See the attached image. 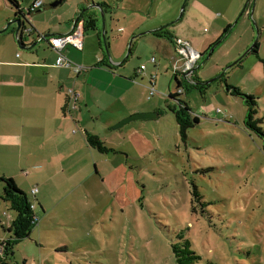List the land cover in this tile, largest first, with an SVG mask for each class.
Returning <instances> with one entry per match:
<instances>
[{
	"label": "rangeland",
	"instance_id": "rangeland-1",
	"mask_svg": "<svg viewBox=\"0 0 264 264\" xmlns=\"http://www.w3.org/2000/svg\"><path fill=\"white\" fill-rule=\"evenodd\" d=\"M91 1L108 4L105 17L113 29L170 17L168 26L155 30L167 26L171 36L191 32L199 39L196 75L206 85L176 97L189 105L199 124L180 138L167 109L178 103L165 98L177 88L172 70L161 65L151 101L164 114L130 122L138 125L132 136L130 123L116 130L117 138L104 144L115 152L100 155L99 172L93 165L91 176L83 178L94 181L97 189L88 188L86 194L76 185L54 199L55 210L40 220L43 237H38L37 224L28 239L13 246L9 264H175L170 244L177 232L184 233L200 264H264V141L245 125L254 109L252 118L264 132V4L245 0L225 33L227 13L221 12L229 0H205L208 11L199 10L195 0ZM1 9L0 16L5 13ZM189 13L201 20L200 31L181 21ZM103 20H97L102 34ZM135 47L122 55L124 67L134 70L144 64L150 69L147 47L139 44L134 52ZM226 85L252 96L255 106L230 95ZM2 212L15 213L9 206Z\"/></svg>",
	"mask_w": 264,
	"mask_h": 264
},
{
	"label": "crops",
	"instance_id": "crops-1",
	"mask_svg": "<svg viewBox=\"0 0 264 264\" xmlns=\"http://www.w3.org/2000/svg\"><path fill=\"white\" fill-rule=\"evenodd\" d=\"M16 1L22 12L27 14L36 1L42 2L43 6L30 13L27 19L33 35L41 40L37 47L19 49L15 25L6 27L14 19L16 9L0 0V9L3 7L1 11L5 12L0 16V30L4 29L0 33V179H11L26 195L33 206L34 215L37 211L38 237H43L45 227L39 229L40 220L43 222L55 210L54 199L63 197L65 191H70L76 185L84 188L86 194L88 188L97 189L94 181L87 183L88 180L83 178L91 176L93 165L94 172H99L97 161H101L102 154L87 144L86 135H94L108 144L109 139L117 138L114 134L119 128L114 127L120 121L136 114L152 115L147 120L161 117L164 114L161 106L151 101L157 92L149 98L148 88L153 83L155 89L157 71L163 64L165 71L171 69L172 77L176 76L173 67L178 65L179 57L172 42L152 34L153 30L167 25L173 18L161 17L158 24L136 22L113 29L105 17L110 9L105 7L103 34L98 27L96 31L83 32L81 51L65 47L61 52L66 59L86 70L76 74L71 68H58L55 66L58 55L50 48L48 39L70 33L74 21L84 11L96 19L97 24L101 14L93 5L108 4H94L91 0H56L51 5L46 4L47 0ZM244 2L229 0L228 8L221 12L227 13L223 26L228 27ZM258 3L264 4V0H258ZM195 4L199 10L208 11L207 8H210L205 0H195ZM132 5L127 4L125 10H131ZM246 10L248 12V6ZM181 21L194 32L200 31L202 26L201 20L193 18L190 13L188 18ZM172 38L187 42L193 50L200 45L199 39L191 32L183 38ZM24 42L26 47L32 43L26 38ZM139 44L148 49L145 56L150 69L144 64H139L134 70L125 68L120 60L122 55L127 48L130 55L136 46L135 52ZM151 52L155 55L149 57ZM151 58L155 59V63L150 61ZM141 65L145 66L142 73L138 72ZM197 69L198 65L193 77L199 81ZM176 78L180 79L179 76ZM70 88L80 94L76 103L67 98ZM137 126L131 123L127 126L130 136ZM99 179L104 182L101 176ZM0 183L1 197L5 184ZM34 189L37 190L35 195L32 194ZM8 206V203L0 200V242L11 237L12 233L8 230L16 218V213H1L2 208ZM1 258L8 262L4 255Z\"/></svg>",
	"mask_w": 264,
	"mask_h": 264
},
{
	"label": "trees",
	"instance_id": "trees-1",
	"mask_svg": "<svg viewBox=\"0 0 264 264\" xmlns=\"http://www.w3.org/2000/svg\"><path fill=\"white\" fill-rule=\"evenodd\" d=\"M6 2H8L14 9H18V10L21 9L20 5L16 0H6ZM105 7H108L105 3L100 4V8L102 9L103 13L106 12ZM78 20H83V32L96 31L97 29L96 19H93L91 16L86 15L85 11L78 16ZM166 27L163 28L162 30L155 31L152 34L157 37L164 38L174 44L176 40L174 41V38H172V36L168 34L167 32L168 29ZM228 29L229 27H226L224 32L226 33ZM193 80L195 82L194 85L183 86L176 79L175 76L173 77V81L175 82L176 87L181 88L182 86L184 87V91H188L199 87L203 88L201 82H199L197 79H193ZM219 81L221 82V80ZM222 81L225 82L224 79ZM225 87H226V92H228L230 95L243 98L247 106L249 107L255 106V99L252 96L243 95L238 88H232L227 85ZM175 97L176 96L170 94L168 99L173 101L175 100L174 99ZM179 104L180 105L178 104L167 105V109L173 114L175 122L178 126V134L180 138L184 140L186 137L187 129L192 128L195 125L199 124V119L190 114V108L185 102L179 101ZM254 113L255 110L250 108L249 115L245 123L246 128H250L253 131H255L256 134L259 137H261L264 141V132L257 126V122L252 118ZM86 142L93 150L97 151L99 154L106 155L110 152L113 153L115 152L113 149L106 147L104 143L101 142L99 138L94 135L87 134ZM263 151H264V146H263ZM0 181L5 184L0 200H2L5 203H8L10 206V210L16 213V218L14 219L10 229L8 230L9 233H12L11 237L8 239V242L6 243L3 251L4 257L8 259V257L13 256V246L18 242L24 239H28L30 237L31 232L35 227L33 224L34 213L31 210V204L27 200L26 195L15 186L14 182L11 179H0ZM192 195L194 197V200L199 202L200 199L196 192V189L192 191ZM170 248L175 264H200L201 257L198 256L196 252L192 249L191 243L185 237L183 232H177L175 234L170 244ZM0 264H9V263L5 258L0 257ZM206 264H212V263H206Z\"/></svg>",
	"mask_w": 264,
	"mask_h": 264
},
{
	"label": "built area",
	"instance_id": "built-area-1",
	"mask_svg": "<svg viewBox=\"0 0 264 264\" xmlns=\"http://www.w3.org/2000/svg\"><path fill=\"white\" fill-rule=\"evenodd\" d=\"M43 6L41 1H36L28 10V14L36 11L37 9H40ZM48 44L52 50H54L57 53V59L55 61V66L58 68H71L74 73L79 74L80 72L85 71L86 69L80 65L72 63L70 60L66 59L62 55V50L65 47H71L76 51H81L83 47V21L76 19L73 23V28L70 33L51 37L48 39ZM174 49L176 55L179 57V61L177 62L178 65H175L173 67V73L176 76H179L180 79L177 80L183 85H194V69L196 68L198 61L200 59L199 54L193 50L190 45L187 42L177 40L174 42ZM150 61L152 63H155V59L151 58ZM179 68H182L181 70H178ZM145 70V66L141 65L138 69V72L142 73V71ZM175 76V77H176ZM149 98L152 97L156 91L154 89V84L151 83L149 86ZM184 93V87L181 86V88H177L174 96H180ZM67 98L69 101H72L76 103L80 99V94L76 92L73 88H70L67 90ZM169 97V96H168ZM174 98V102H177L179 104L178 99ZM180 105V104H179ZM37 192L36 189L32 191V194L35 195ZM31 210L33 211V206L31 205ZM34 226L37 225V219L34 217L33 219ZM6 241L0 242V257L3 256V251L5 248Z\"/></svg>",
	"mask_w": 264,
	"mask_h": 264
},
{
	"label": "water",
	"instance_id": "water-1",
	"mask_svg": "<svg viewBox=\"0 0 264 264\" xmlns=\"http://www.w3.org/2000/svg\"><path fill=\"white\" fill-rule=\"evenodd\" d=\"M93 7L97 8L99 10L100 14H101V17H103V12H102V9L100 8V6L93 5ZM27 19H28V14L27 13H23L21 9L20 10L16 9V12H15V15H14V19L6 24V27H8L10 25H15V27H16L15 36H16V39H17V44H18L19 49H23V50L32 49L41 40L39 37H35L33 35V32L31 30V28L28 26V20ZM158 30H162V28H160ZM3 31H4V29L0 30V33H2ZM24 38H26L28 41L29 40L32 41V43L28 47H26L24 45L25 44ZM202 85H206V83L205 84L202 83ZM150 117H152V115H150V114H136V115H132V116L120 121L114 127V129H118V128H120V127H122V126H124V125H126V124H128L130 122H132V121L147 119V118H150Z\"/></svg>",
	"mask_w": 264,
	"mask_h": 264
}]
</instances>
